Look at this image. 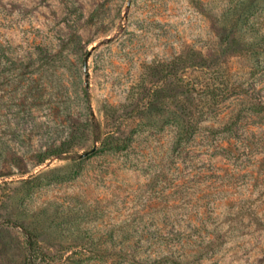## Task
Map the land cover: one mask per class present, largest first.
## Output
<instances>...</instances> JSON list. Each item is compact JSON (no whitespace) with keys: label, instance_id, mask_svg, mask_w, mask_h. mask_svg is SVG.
Instances as JSON below:
<instances>
[{"label":"rangeland","instance_id":"obj_1","mask_svg":"<svg viewBox=\"0 0 264 264\" xmlns=\"http://www.w3.org/2000/svg\"><path fill=\"white\" fill-rule=\"evenodd\" d=\"M127 1L0 0V264H264V0Z\"/></svg>","mask_w":264,"mask_h":264},{"label":"trees","instance_id":"obj_2","mask_svg":"<svg viewBox=\"0 0 264 264\" xmlns=\"http://www.w3.org/2000/svg\"><path fill=\"white\" fill-rule=\"evenodd\" d=\"M86 99H87V102L89 104L90 99H89V92L87 90H86ZM177 125L179 126L177 128L178 129V133H177L178 141L185 140L187 138V136L189 134H191V131L189 132V130L184 128L183 125H181L180 123ZM106 136H107V138L104 142V145L108 148V150L114 151V152L122 150V148H123L122 147L123 145H121L122 141H121V139H119V137L116 136V134L114 132H110ZM61 154H62V152L60 149H55L52 153V156H57V155H61ZM47 159L48 158L43 157L38 162L41 164V163H44ZM28 236H29L28 237L29 245L33 246V244L31 243V239H32L31 235H28ZM35 262H36L35 256L30 255L26 258V260L23 262V264H35Z\"/></svg>","mask_w":264,"mask_h":264},{"label":"water","instance_id":"obj_3","mask_svg":"<svg viewBox=\"0 0 264 264\" xmlns=\"http://www.w3.org/2000/svg\"><path fill=\"white\" fill-rule=\"evenodd\" d=\"M130 6H131V0H128V1H127V5H126V7L129 9ZM92 50H94V48H93ZM90 55H91V51L88 52L87 57H86V59H85V61H84V72H85V76H86V78L89 77V74H88V59H89ZM95 150H96V146H95L93 149H91L90 151H88V152H86V153H83V154H80V155H79V158H80V159L85 158V157H87L89 154H92Z\"/></svg>","mask_w":264,"mask_h":264}]
</instances>
